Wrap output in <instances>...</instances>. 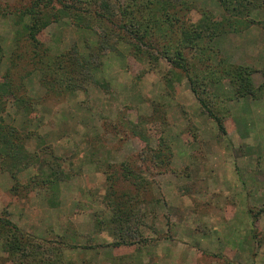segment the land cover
Wrapping results in <instances>:
<instances>
[{
	"label": "rangeland",
	"instance_id": "1",
	"mask_svg": "<svg viewBox=\"0 0 264 264\" xmlns=\"http://www.w3.org/2000/svg\"><path fill=\"white\" fill-rule=\"evenodd\" d=\"M30 2L0 0V85L10 72L33 105L20 107L0 86V116L29 131L26 147L36 154L18 174V196L0 165V216L40 240L72 244L49 264H264V97L231 98L223 80L198 89L206 107L166 59L140 61L125 44L101 52L100 67L92 69L99 82L48 95L27 62L32 48L16 42L14 13ZM188 2L192 21L204 10L221 24L233 20L213 42L216 60L254 68L253 82L262 84L264 0H246L248 8L236 16L220 0ZM37 37L52 55L76 44L88 60V41L97 40L64 15ZM124 163L143 178L140 189L135 175H124ZM50 166L66 173L54 187L43 183ZM125 196L141 221L135 238L148 240L127 253L113 246L108 225L110 199ZM0 264H13L1 240Z\"/></svg>",
	"mask_w": 264,
	"mask_h": 264
},
{
	"label": "trees",
	"instance_id": "2",
	"mask_svg": "<svg viewBox=\"0 0 264 264\" xmlns=\"http://www.w3.org/2000/svg\"><path fill=\"white\" fill-rule=\"evenodd\" d=\"M220 2L232 16L243 14L248 8L246 0ZM191 10L188 0H31L14 13L19 28L16 42L21 49H28L27 46L32 48L33 55L27 62L32 70L40 73V80L48 95L51 92L61 94L67 89L72 92L90 81L99 82L94 78L92 69L100 67L101 52L119 51L118 45L125 44L132 56L140 61L158 62L162 58L166 59L171 72L179 80L183 74L188 78L192 91L198 96L201 105L206 107L208 104L199 96L198 89L207 90L208 84L214 85L223 80L229 81L232 87L233 96L229 94L231 98L264 97V82L259 86L253 82L254 68L233 63L225 57L216 60L213 42L225 31L224 23L233 26V20L224 18L221 24L222 20H214L212 11L204 10L198 20L192 21L188 16ZM63 15L79 29L96 33L95 43L88 41L87 48H91L89 60L83 59L76 44L71 51L52 55L37 37L40 31ZM6 77L0 85L2 90L8 91L20 107H30L32 98L21 90L22 87L14 84L10 72ZM215 118L220 131L224 132L220 117ZM29 138V131L24 132L16 125L6 123L0 116V165L14 179L11 191L16 196L19 194L18 174L36 157V154L27 150L26 141ZM122 166L127 179L132 180L135 175L133 181L140 189L143 178L138 179L128 163ZM49 170L43 183L54 187L65 171L60 169V176L53 166ZM113 186L112 183L111 188ZM111 194L115 195V192ZM129 200L125 196V199L109 201L113 212L108 225L113 230L111 242L118 252L122 248H125V253L130 252L132 245L148 241L144 237L135 238L141 221ZM0 240L13 264H49L58 259V253L64 247L72 246L64 240H40L5 216H0Z\"/></svg>",
	"mask_w": 264,
	"mask_h": 264
},
{
	"label": "crops",
	"instance_id": "3",
	"mask_svg": "<svg viewBox=\"0 0 264 264\" xmlns=\"http://www.w3.org/2000/svg\"><path fill=\"white\" fill-rule=\"evenodd\" d=\"M98 237V236H97ZM99 238V237H98ZM108 248H110V247H108ZM85 249H88V250H91V249H93L94 251L95 250H97L96 252H99V254H100V252H102L101 250V246H92V247H90V246H88V247H86ZM160 248L158 249V251H157V253L159 254L160 253ZM108 252L110 253L109 255H107V256H109V258L111 259L112 258V254H114L115 253V250L113 249H109L108 250ZM115 257V256H114ZM102 258V257H101ZM57 262V261H56ZM56 262H53L52 264H55ZM61 263H56V264H62V261H60Z\"/></svg>",
	"mask_w": 264,
	"mask_h": 264
}]
</instances>
